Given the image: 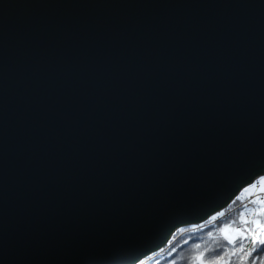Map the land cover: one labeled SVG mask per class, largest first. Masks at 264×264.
Segmentation results:
<instances>
[{"label": "water", "instance_id": "1", "mask_svg": "<svg viewBox=\"0 0 264 264\" xmlns=\"http://www.w3.org/2000/svg\"><path fill=\"white\" fill-rule=\"evenodd\" d=\"M264 174V0H0V264H137Z\"/></svg>", "mask_w": 264, "mask_h": 264}, {"label": "trees", "instance_id": "2", "mask_svg": "<svg viewBox=\"0 0 264 264\" xmlns=\"http://www.w3.org/2000/svg\"><path fill=\"white\" fill-rule=\"evenodd\" d=\"M243 200L239 192L230 204V207L234 204L233 206L237 208L233 214L229 213L216 218L212 216L200 226L188 225L178 228L162 249L150 254L137 264H201V260L204 264H264V243H262L264 230L256 227L252 220L257 213L255 208L264 205H260V201H254L252 203L254 208L248 206L250 211L244 212L242 221L240 213L244 211ZM234 220L235 224L232 223ZM226 226L241 228L245 233L247 239L243 241V248L239 244V235L236 236L235 246L227 243ZM247 229L252 231H246ZM253 247L257 251L249 256L248 253ZM217 254L223 256V259L217 260Z\"/></svg>", "mask_w": 264, "mask_h": 264}, {"label": "rangeland", "instance_id": "3", "mask_svg": "<svg viewBox=\"0 0 264 264\" xmlns=\"http://www.w3.org/2000/svg\"><path fill=\"white\" fill-rule=\"evenodd\" d=\"M261 181H264V174L259 176L258 178H256V180L254 182H252L251 184H248L247 186H245L241 191H240V195L244 198V200L242 201V204H247V206L249 207H253L252 203L254 201H261L264 200V191H261V188H264V184L261 183ZM245 189H247V191H245ZM234 201V200H233ZM232 201V202H233ZM232 204V203H231ZM234 205V204H233ZM229 205V207L225 208L222 211H219L217 213H215L213 216L218 217V216H224L227 215L229 213L233 214V212L237 209L235 206ZM240 205V204H238ZM252 205V206H251ZM262 205V204H260ZM264 205V204H263ZM264 207V206H262ZM261 207H256L255 211L257 212L256 215H254L253 217V221L255 220H260L261 224H264V213H261L259 211ZM253 210V209H252ZM254 211V210H253ZM221 213H223V215H221ZM263 215V217L260 218V216ZM252 216H250L251 218ZM251 220V219H250ZM255 225V223H254ZM236 227H230L228 226L226 228L225 233L227 234L228 237H236L239 234L235 231ZM264 232V231H263Z\"/></svg>", "mask_w": 264, "mask_h": 264}, {"label": "snow or ice", "instance_id": "4", "mask_svg": "<svg viewBox=\"0 0 264 264\" xmlns=\"http://www.w3.org/2000/svg\"><path fill=\"white\" fill-rule=\"evenodd\" d=\"M262 184H264V181H261ZM261 191H264V188H261L260 189ZM245 191H247V189H245ZM261 204H264V200H261L260 201ZM243 209L244 211H242L240 213V217H241V220L243 221L244 220V212H247V211H250V209H248V206L247 204H244L243 205ZM259 211L261 213H264V207H261L259 209ZM221 215H223V213H221ZM245 223H247L246 221H244ZM233 224L236 223V221H232ZM253 223H255L256 227H259L261 228L262 230H264V224H261L260 220H255L253 221ZM227 228V226H226ZM226 231V229H225ZM235 231L239 234V244L241 246V248H243V241L245 239H247V236L245 235V233L241 230V228H236ZM246 231H252V229H247ZM225 239L227 240V243L228 244H232L233 246H235V244L237 243V238L236 237H228L227 235H225ZM262 243H264V241H262ZM211 251H214V250H211ZM257 250L253 247L251 252L248 253L249 256L252 255V253L256 252ZM203 255V254H202ZM217 260H222L223 259V256H221L220 254H217V257H216ZM257 259H259V256H257ZM201 264H204L203 260H201Z\"/></svg>", "mask_w": 264, "mask_h": 264}]
</instances>
